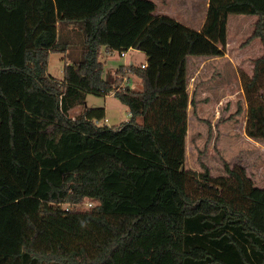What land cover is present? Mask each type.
I'll use <instances>...</instances> for the list:
<instances>
[{
	"label": "trees",
	"instance_id": "16d2710c",
	"mask_svg": "<svg viewBox=\"0 0 264 264\" xmlns=\"http://www.w3.org/2000/svg\"><path fill=\"white\" fill-rule=\"evenodd\" d=\"M54 1L0 0V264H264V187L226 161L218 176L185 165L188 57L223 55L232 13L258 17L264 47V0H210L200 30L157 15L131 46L109 22L135 0ZM131 47L146 61L106 79L102 54ZM53 52L68 58L62 79ZM253 64L246 133L262 141L264 54ZM130 72L142 89L121 87ZM116 88L130 119L97 124L106 109L88 95Z\"/></svg>",
	"mask_w": 264,
	"mask_h": 264
},
{
	"label": "rangeland",
	"instance_id": "374dc122",
	"mask_svg": "<svg viewBox=\"0 0 264 264\" xmlns=\"http://www.w3.org/2000/svg\"><path fill=\"white\" fill-rule=\"evenodd\" d=\"M50 5V0H46ZM137 1V0H136ZM141 4L148 0H139ZM153 1V0H152ZM41 0H24V6L35 7ZM186 2V1H185ZM155 2H151L153 6ZM184 3L182 0H157L160 7L157 12H168L171 7L173 14H177V8ZM55 6V2H53ZM145 4V3H144ZM146 5V4H145ZM165 5V6H164ZM166 7L167 9H164ZM200 16L204 12L203 2L199 5ZM127 8V5L120 10ZM230 40L228 39L224 51L231 54V63L242 64L239 76L233 68H227L225 82L229 83L222 94L219 91L218 73H213V82L206 87L208 93L194 94L193 101L188 108V134L186 168L202 172V163H205L214 176L226 174L224 163L228 162L231 167H244L247 174L254 180L255 184L264 187V140L258 141L246 133L248 104L241 82V72L253 74L254 60L262 55L263 47L259 37H251L254 32L258 17L232 13L229 16ZM198 25V22H195ZM81 39V36H78ZM113 41H118L112 35ZM105 78L114 81L117 78V70L121 65H127L130 59L136 65L146 61L144 51L132 49L127 52L126 57L120 55L119 50L112 53L104 52ZM66 53L53 52L50 55L48 71L55 77H64V68L68 61ZM233 65V63H232ZM123 77L122 72L119 73ZM131 80H125L123 85H131L142 89L143 85L136 75L129 73ZM123 78H121V81ZM87 105L91 107H104L107 111L106 118L102 124L109 126L120 125L130 118L129 107L114 94L107 96L89 94ZM76 116L74 110L71 114ZM141 121V119H139ZM95 204V203H94ZM84 206V204H82Z\"/></svg>",
	"mask_w": 264,
	"mask_h": 264
},
{
	"label": "crops",
	"instance_id": "0c3cea01",
	"mask_svg": "<svg viewBox=\"0 0 264 264\" xmlns=\"http://www.w3.org/2000/svg\"><path fill=\"white\" fill-rule=\"evenodd\" d=\"M24 1V0H23ZM184 3L180 6V8H177L176 10L178 13L173 14L175 11L171 9H167L164 7V9H167L168 12H157V10L160 8L157 4V0H148L147 2H144L143 4L140 3L139 0H135L136 5V11L133 12L127 4L122 5L121 7H124L127 5L126 9H119L112 15L109 25L112 29V32L110 33V41L116 44H123V45H129L131 46L136 36L139 34V32L143 29V27L155 16L160 14H166L169 16H172L179 20L180 22L194 28L200 30L206 19L208 14V8H209V1L210 0H182ZM186 1V2H185ZM54 0H50V6L55 7ZM151 2H155L153 6ZM203 2L204 4V12L202 17L200 16V3ZM23 3V2H22ZM165 6V5H164ZM26 7V6H25ZM26 8H30V6H27ZM231 15V14H230ZM244 15V14H241ZM257 17L255 15H248ZM230 18V17H229ZM195 22H198V25H196ZM228 33H230V24H228ZM116 36L118 41H113L111 39V36ZM228 39L230 40V36H228ZM261 41V39H260ZM262 44V41L260 42ZM263 47V44H262ZM134 48H130L129 50H132ZM128 50V51H129ZM127 51V52H128ZM264 54V47L262 51V55ZM261 55V56H262ZM260 56V57H261ZM232 58L231 54L227 51H224L223 55L220 56H204V55H191L188 57L187 61V76H188V90L190 94V100L193 99L194 94H206L208 91H206V87L209 86L213 82V73H218V81H219V91L222 94L224 92L226 87H229V83L225 82V72L227 68H233L236 72V74L239 76V70L242 67V64L238 65L234 62L233 65L230 61V58ZM103 55L101 56V60L103 61ZM259 58V57H258ZM147 59V56H146ZM133 59H130V61ZM134 61V60H133ZM104 62V61H103ZM254 67V64H253ZM125 80V79H124ZM129 80H131L129 78ZM191 102V101H190ZM87 107H91L86 104ZM85 109V106H77L73 108L72 110L75 111V113L78 115L83 112ZM71 110V111H72ZM70 111V114H71ZM106 114L107 111L105 110ZM129 115L131 117V114L129 112ZM73 116V115H71ZM130 119V118H129ZM105 120L107 118L105 117ZM98 124H102V120H98Z\"/></svg>",
	"mask_w": 264,
	"mask_h": 264
},
{
	"label": "built area",
	"instance_id": "2783aa9c",
	"mask_svg": "<svg viewBox=\"0 0 264 264\" xmlns=\"http://www.w3.org/2000/svg\"><path fill=\"white\" fill-rule=\"evenodd\" d=\"M120 55L121 56H124V57H126V55H127V51H120ZM132 61V60H131ZM129 64V63H128ZM127 64V65H128ZM126 65V66H127ZM142 66H145L144 64L142 65ZM129 80V77H126L125 78V80ZM124 80V81H125ZM124 83V82H123ZM125 85H121V87H124ZM120 88H116V89H114L113 91H111V93L110 94H114L115 95V93H116V91L117 90H119ZM96 121V123L98 124L99 123V121L98 120H95ZM95 203V204H94ZM82 204H84V206H82ZM81 207H83V208H90V207H93V206H95L96 205V202L95 201H93V200H90V199H86L83 203H81V204H79Z\"/></svg>",
	"mask_w": 264,
	"mask_h": 264
}]
</instances>
